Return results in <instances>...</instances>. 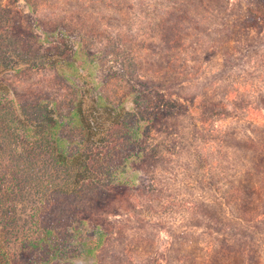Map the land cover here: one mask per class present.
<instances>
[{
    "label": "trees",
    "instance_id": "trees-1",
    "mask_svg": "<svg viewBox=\"0 0 264 264\" xmlns=\"http://www.w3.org/2000/svg\"><path fill=\"white\" fill-rule=\"evenodd\" d=\"M24 1L37 17L49 10L43 18L56 21L35 23L42 37L29 41L11 18L15 0H0V185L6 193L21 198L20 207L34 229L18 245L34 250L38 264H75L74 259L82 257L104 263L99 257H114L117 239L126 237L122 221L110 220L111 206L123 211L131 202L141 200H132L134 197L143 196L148 202L160 196V190L176 187L175 179L164 181L162 173L166 165L177 162L183 168L174 171L195 190V212L190 211L195 234L198 226L205 232L204 238L216 235L223 249L207 264H225L226 254L233 259L241 254L244 264L252 262L254 255L260 259L264 254V182L253 187L244 179L241 190H236L232 177L246 173V155L236 152H240L244 140L255 138L261 148H250L258 164L253 170L264 175L262 108L254 107L252 101H240L241 95H247L244 90H253V97L260 88L262 59L251 57L252 65L261 64V75L252 78L256 87L252 89L247 83L238 86L247 69L257 70L250 69L245 57L256 41L247 39L249 32L253 30L256 38H264V0H246L249 5L244 12L243 0H218L206 23L208 29L201 33L208 53L202 58L196 56L189 71L176 76H171L168 54L160 53L150 61L156 45L144 56L133 48L147 32L156 36L145 17L139 21L141 35L126 33L120 41L123 46L111 39L113 32L107 25L119 21L116 12L125 8L122 6L127 0H101L105 7L118 6L110 13L102 15L98 10L89 16L77 15L66 7L73 6V1L88 5L92 0ZM173 1L134 0V9L137 14L148 13L147 8L155 13L158 6L173 5L176 10L178 5ZM58 4L67 12L61 23H56L57 17L52 14ZM200 6L210 11L205 1ZM74 32L78 41L70 39ZM99 42L107 47L104 51L127 61L123 63L126 74L113 72L105 82L94 86L90 76L100 53L86 46L94 50ZM44 44L49 48L40 53ZM228 45L231 49L227 52ZM221 52L225 57L218 61V69L211 71L212 58ZM79 54L83 55L80 61ZM45 72L53 75L44 76ZM7 76L23 80L39 76L41 88L18 97V92L4 83ZM131 78L145 85L143 91L130 85ZM263 87L256 96L263 95ZM48 90L54 95H48ZM183 90L190 95L185 96ZM129 97L131 107L127 108L124 102ZM252 99L257 103V97ZM237 128L245 131L235 134ZM228 134L235 136L233 144H225ZM119 191L132 197L114 195ZM218 204L222 208L220 216L215 211ZM10 208L0 199V215L15 214L17 208ZM93 213L102 221L90 229L86 224ZM193 233L191 229L167 232L165 253L155 251L147 264H205L201 259V263L190 259L187 247L175 252ZM226 248L232 250L228 253ZM180 253V261H176L175 255Z\"/></svg>",
    "mask_w": 264,
    "mask_h": 264
},
{
    "label": "rangeland",
    "instance_id": "rangeland-1",
    "mask_svg": "<svg viewBox=\"0 0 264 264\" xmlns=\"http://www.w3.org/2000/svg\"><path fill=\"white\" fill-rule=\"evenodd\" d=\"M177 2L176 10H174V6L170 7H162L158 6L155 13L151 8H147L148 13H140L137 14L135 11V3L134 0H127V5L122 6L125 7L123 10L116 12L117 18L119 21H115L117 23H110L107 25L109 28L107 30L113 32L111 35V39H114L118 46H123L120 42L124 35L131 34L133 36H139L140 33V24L139 21L143 17L148 20L150 27L154 30L156 36H148V32L145 39H139L138 42L133 48L141 51L144 56V52H148L149 48L156 45L155 54L149 57L150 61H155V56H159L160 53L168 54L170 56V62L168 67L171 71V76L185 74L189 69L195 64V57L200 56L201 58L208 53L207 44L203 42V37L201 33L208 29L207 22L210 19L212 12L215 11L216 5L218 4V0H203L206 3L207 7H210V11L208 8H202L200 5L202 0H174L173 2ZM246 0H243L241 4L243 7L241 9L242 12L248 7V3L245 4ZM81 6H80V5ZM118 5L106 6L101 2V0H92L91 4H81L77 1H73V6H67L66 10L73 12L78 15H91L93 12L96 13L100 10L99 14L110 13L109 11H113ZM153 7V4L150 5ZM119 9V8H117ZM13 12L11 14V18L15 25L20 27L22 31L25 33V38L29 41H36L37 39H41L42 34L41 31L35 29V23L42 22L43 20L47 21L49 19L51 22L56 21L53 18L44 19L43 16L47 13H43L41 16H36L31 13L25 3L24 0H15L13 4ZM52 14L57 17L56 23L59 22L67 16V12L65 9H61L59 4L55 8ZM62 10L61 12H59ZM177 11V12H175ZM179 11V12H178ZM93 15V14H92ZM52 16V17H53ZM106 16H104L105 18ZM151 18V22H149ZM126 21L122 23V21ZM102 20H99L101 22ZM121 23V24H119ZM102 27H105V22H102ZM100 24V25H101ZM30 37V38H29ZM244 40L246 38L240 35ZM256 33L251 30L249 32V37L247 39H255V43L253 49H250L247 53L245 59L250 66V69H257L253 71H246L240 79L238 86H241L243 83L249 84V87L254 89L256 84L253 83V79H258V75H261V64L253 63L251 57L258 60L262 59L264 61V38L261 36L256 38ZM70 39L72 41H78V34L76 32L70 34ZM257 44V46H255ZM104 42H99L97 44L96 49L92 50V47L86 46L92 52L100 53L97 55L95 60V64L93 67V72L91 73L90 80L92 85L101 84L105 82L108 78H110L113 72L118 75H125L126 73L123 71L124 67L123 63L126 64L127 61L122 58L121 55L114 56L111 55V52L104 51L105 46ZM49 48V45L44 44L40 46V53H43L46 49ZM231 49V45H228L226 51L228 52ZM104 51V52H103ZM225 53H219V57L212 58L210 62V66H212L211 71H216L219 67V62L225 57L223 55ZM249 55V56H248ZM79 61L83 59V55H78ZM77 61V59H76ZM250 61V62H249ZM164 66V65H162ZM259 66V67H258ZM247 67V65H246ZM68 71V70H67ZM260 73V74H259ZM50 72L43 73L44 76H52ZM243 73L240 72V76ZM122 75V76H123ZM183 77V76H182ZM181 77V79H182ZM237 80V78H235ZM4 83L10 85L13 89H15L19 94H23L27 91H36L41 88L39 82L42 81V78L39 76L32 77L29 80L17 79L13 76L3 77ZM130 85L134 86L138 91H143L145 85H143L140 81L135 78L129 79ZM260 82V88L255 92L253 97H257V103L252 99L253 90L246 91L247 95H241L240 101L243 103H247L252 101L253 106H259L262 108L260 114L264 115V87H263V95L259 94L256 96V93L264 86V77L258 79ZM172 83V82H169ZM175 84L178 83L174 82ZM182 85H185L183 83ZM245 87V86H243ZM59 87L56 86V89ZM248 88V87H247ZM182 93L185 96H189V91L183 90ZM48 95L53 96L54 93L52 90H48ZM11 98L12 95L9 94ZM250 97V99H248ZM124 106L127 108L131 107L130 97L124 102ZM150 112H148L149 114ZM144 117L147 114H143ZM153 118L154 115H151ZM264 117V116H263ZM239 132L235 131V134H240L244 132V128L240 130L237 128ZM253 133H259V131L253 130ZM231 134V133H230ZM228 134L225 140V144H233V139L235 136ZM193 141L195 140V136L193 137ZM256 139L253 141L244 140L241 145L240 152H236L238 154L245 153L247 167L245 169L246 173L238 175L236 178L232 177V186L236 188V190H241V182L246 179L249 186L258 187V185L264 182V175H258L257 171L255 172L253 169H256L258 164L255 161L254 150L250 148H257L258 143ZM19 147V144L16 148ZM258 148H261L259 146ZM258 152L255 151V154ZM177 161H180L177 160ZM182 163H169L166 165V172L162 173V179L164 181H171V179H175L176 187L169 190H160L162 191L160 196L152 197L150 201H145L141 198L134 197L132 200H138L131 202V204L121 211L120 208H116V206H111L110 211L112 212V217L110 220L112 222L119 221L120 224H123V228H125L126 237L118 238L115 250L114 257L109 256L107 254L101 255L99 258L104 263L102 264H147L149 262V258L151 255L158 250H161L162 253H165L163 249L166 242L167 232L173 231L175 233H180L184 229H191L194 233L191 237H187L185 240V245L182 248L177 249L175 252L178 253L182 249L186 247L191 250L190 259L196 258V260L201 263V261H205V264L210 263L212 259L217 258L219 254H222L223 249L218 239H215L216 235L213 237L204 238L205 232L198 226H196L197 233L195 234V222L192 212H195V190L194 188L189 187V185L184 182L180 173L174 171L176 168L178 171H181L183 168ZM195 173V172H194ZM172 174L176 176H172ZM241 177V178H240ZM148 183L147 180L144 179V185ZM194 183V182H191ZM225 186V185H224ZM133 191L139 192V189H132ZM194 193L190 195V193ZM114 195H120L121 197H125L129 199L132 195L131 193H127L126 191H119L114 193ZM123 197V198H124ZM158 198V200H156ZM0 199L5 206H11V211H13V206L16 209L15 214L9 216L0 215V246L2 248V253L0 254V262L7 261V264H38V256L34 253V250H25L22 246L18 245V241L27 237L34 230L31 221L28 220L26 214H24L23 209L20 207L21 198L14 196L13 192H7L3 190V185H0ZM187 203V204H185ZM135 206V209H133ZM216 214L220 216L222 208L220 205H217L215 209ZM92 217H89L87 220L86 226L92 229L93 225L98 221H102L98 215L95 213L92 214ZM115 216V217H113ZM131 217V221H124L125 219H129ZM146 222V223H145ZM196 235V239H195ZM233 240V239H231ZM198 245L197 247H195ZM228 253L232 249H228ZM182 253L176 256V261H180L179 257ZM122 255V256H121ZM166 255V254H164ZM119 256V257H118ZM3 258V259H2ZM45 259V256L44 258ZM201 259V261H200ZM223 262V260H222ZM225 264H244L245 258H241V254H237L236 258L233 259L228 254L225 255L224 258ZM75 264H100L96 259L93 258H78L74 259ZM61 264H68L62 262ZM189 264V263H188ZM204 264V263H203ZM248 264H264V254L261 255L260 259L257 258V255H254V259L252 262Z\"/></svg>",
    "mask_w": 264,
    "mask_h": 264
}]
</instances>
